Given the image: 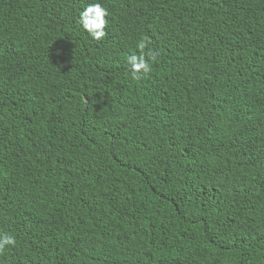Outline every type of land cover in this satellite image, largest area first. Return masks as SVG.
<instances>
[{
    "label": "trees",
    "instance_id": "1",
    "mask_svg": "<svg viewBox=\"0 0 264 264\" xmlns=\"http://www.w3.org/2000/svg\"><path fill=\"white\" fill-rule=\"evenodd\" d=\"M5 235L0 264H264V0H0Z\"/></svg>",
    "mask_w": 264,
    "mask_h": 264
},
{
    "label": "clouds",
    "instance_id": "2",
    "mask_svg": "<svg viewBox=\"0 0 264 264\" xmlns=\"http://www.w3.org/2000/svg\"><path fill=\"white\" fill-rule=\"evenodd\" d=\"M109 15L108 11L99 3L87 6L80 14L79 23L88 33L93 41L99 42L104 39L107 26L105 17ZM151 43L146 37L141 38L137 44L139 55H131L127 58V65L131 72V78L139 81L145 78L151 72L149 61L155 63L159 53L149 48ZM145 49H148L145 51ZM16 241L11 236L0 237V254L5 251L6 246L14 247Z\"/></svg>",
    "mask_w": 264,
    "mask_h": 264
}]
</instances>
